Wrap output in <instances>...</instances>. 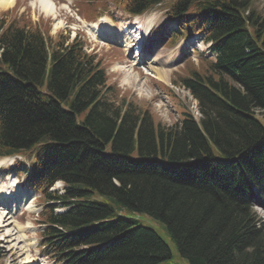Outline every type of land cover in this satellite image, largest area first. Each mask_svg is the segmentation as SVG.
Instances as JSON below:
<instances>
[{"label":"trees","instance_id":"16d2710c","mask_svg":"<svg viewBox=\"0 0 264 264\" xmlns=\"http://www.w3.org/2000/svg\"><path fill=\"white\" fill-rule=\"evenodd\" d=\"M108 2L134 15L169 2L175 36L211 43L208 65L181 77L201 117L181 105L168 125L148 103L118 100L80 36L49 45L31 19L3 11L0 158L35 159L46 255L62 264L170 259L159 233L127 209L164 223L189 264H264L254 211L264 207V9L255 0ZM57 181L62 193L51 190Z\"/></svg>","mask_w":264,"mask_h":264},{"label":"rangeland","instance_id":"374dc122","mask_svg":"<svg viewBox=\"0 0 264 264\" xmlns=\"http://www.w3.org/2000/svg\"><path fill=\"white\" fill-rule=\"evenodd\" d=\"M255 3L260 10L264 9V0H255ZM56 5H58L56 12L51 14L43 11L37 0H18L15 7L14 4L0 7V14L9 9L13 10L9 18L16 16L23 22L27 18L31 19L35 27L49 36V45L55 46L59 39L68 38L70 41L76 35H80L85 41L86 51L95 55L106 66L109 83L118 89V96L115 95L118 100L126 97L128 101L138 104L148 103L154 115L168 125L179 120L181 105L195 113L198 119L201 117L198 101L186 86L184 88L181 77L190 73L194 67L208 65L213 56L208 50L209 46L199 36L194 35L189 39L178 37V35L176 38L171 37L174 26L167 15L169 2L138 16L124 12L122 8L115 7L108 0H61L60 2L56 0ZM71 12L72 14L76 12L81 21L78 22L76 18H72ZM102 15L110 17L118 29L121 23H128L137 28V33L142 32L144 28L151 30V33L149 30L147 32L148 37L145 39L147 42L151 43L150 39L154 34L161 35L162 38L157 43L161 50L169 51L173 48L176 52L174 47L177 46L183 59L172 69V73L166 76L167 80L162 81L145 74L142 63L134 64V60L130 57L132 53L124 51L120 45L110 39L101 37L96 39L84 28L83 19L93 21ZM131 65L135 66L132 68ZM261 121L264 123V119L261 118ZM17 163L21 166L20 168L16 166ZM33 165L34 162L29 157L0 163V184L3 188L7 189L11 179H15L21 191L30 189L29 196L35 206L33 210L19 208L10 213L0 206V212L4 213L2 218L6 216L3 221L4 230L0 232V264H62L47 256L42 246V231L45 227L40 223L38 215L43 210L44 200L34 191V185L26 176ZM60 186H62L61 183H56L51 190L60 191ZM254 211L264 222V207L257 205ZM122 215L137 219L139 224L155 229L169 245L172 256L160 264H189L187 259L179 253L171 234L160 220L149 214L127 209L122 211Z\"/></svg>","mask_w":264,"mask_h":264},{"label":"bare ground","instance_id":"6f19581e","mask_svg":"<svg viewBox=\"0 0 264 264\" xmlns=\"http://www.w3.org/2000/svg\"><path fill=\"white\" fill-rule=\"evenodd\" d=\"M61 0H57L60 2ZM16 0H0V7H8L13 5ZM41 5V8L46 13L54 14L57 10L56 0H37ZM84 27L89 34L96 39L104 38L110 39L120 47L128 52L132 53V59L134 64L142 63L144 65L145 74L153 76L159 80H167L166 76L172 73V69L177 66V63L183 59V55L177 50V46L168 50H161V47L157 44L162 38L159 34H154L150 39V42L145 41L148 37V30L143 29L142 32L137 33V28L133 24L121 23L118 29L115 22L107 16L100 17L97 21L87 22L83 21ZM150 24V23H148ZM150 31V30H149ZM187 43H185L186 45ZM136 50V51H135ZM135 66V65H134ZM131 65V67H134ZM30 189L28 191H21L20 186L16 183L15 179H11L7 189H4L0 184V206L8 211L12 212L15 209L24 208L26 210H33L35 206L31 201ZM7 203V204H3ZM257 206V205H256ZM261 206V205H260ZM255 208V207H254ZM6 213V215L8 214ZM3 212H0V232L4 230L3 221L6 216L3 217Z\"/></svg>","mask_w":264,"mask_h":264}]
</instances>
